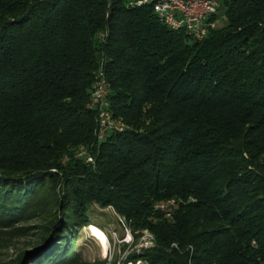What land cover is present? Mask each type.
Segmentation results:
<instances>
[{"label": "trees", "instance_id": "1", "mask_svg": "<svg viewBox=\"0 0 264 264\" xmlns=\"http://www.w3.org/2000/svg\"><path fill=\"white\" fill-rule=\"evenodd\" d=\"M210 19L198 39L153 0H0L1 215L54 189L76 227L94 200L145 219L149 264H264V0H220ZM100 68L126 127L103 140ZM171 198L170 217L153 212ZM55 244L36 264L70 262Z\"/></svg>", "mask_w": 264, "mask_h": 264}, {"label": "rangeland", "instance_id": "2", "mask_svg": "<svg viewBox=\"0 0 264 264\" xmlns=\"http://www.w3.org/2000/svg\"><path fill=\"white\" fill-rule=\"evenodd\" d=\"M218 3L220 5V0ZM114 125L119 129L126 128L121 119L114 118ZM84 150L87 153L81 155ZM75 154L86 164L96 166V158L89 153L87 146L81 145ZM57 189L60 190L59 187ZM54 192V189L41 191L38 202L31 203L24 211L12 212V215L11 212L1 215L4 210L0 211V264H36L37 261L41 263L42 258L49 261V256H57L53 254L55 246H58L55 240L60 237L70 250V262L67 264H149L146 255L154 248L155 241L153 234L141 225L147 222L145 219L143 222L128 220L115 206L94 200L86 210L85 219L89 222L76 227L56 206ZM179 201L178 198L156 201L153 212L166 211V216L170 217ZM57 221L58 226L53 231ZM88 229L96 233L99 241ZM46 238L49 239L44 243ZM39 254L43 257H38ZM25 255L28 256L24 258Z\"/></svg>", "mask_w": 264, "mask_h": 264}, {"label": "built area", "instance_id": "3", "mask_svg": "<svg viewBox=\"0 0 264 264\" xmlns=\"http://www.w3.org/2000/svg\"><path fill=\"white\" fill-rule=\"evenodd\" d=\"M218 2L219 0H153V8L158 18L168 27L183 28L188 34L202 39L208 28L214 27L216 22L212 20L211 26H201V18H211L216 15L219 8ZM188 24H197V31H188ZM92 88L93 103H89L88 107L97 111V137L101 140L112 130L123 129H119L113 121L107 118L105 111L106 76L102 68L95 72ZM83 153L87 152L84 150L81 155Z\"/></svg>", "mask_w": 264, "mask_h": 264}, {"label": "bare ground", "instance_id": "4", "mask_svg": "<svg viewBox=\"0 0 264 264\" xmlns=\"http://www.w3.org/2000/svg\"><path fill=\"white\" fill-rule=\"evenodd\" d=\"M210 18H201V26H211V19L209 20ZM215 26V25H214ZM174 30H183V28H174ZM188 31H197V24H188ZM104 71V69H103ZM104 74L106 76V72L104 71ZM108 82H107V77H106V93H105V111L107 112V118L110 120V121H113L114 122V117H113V114L110 110V101L108 100ZM90 103H93V88L91 89V100H90ZM121 129H124V128H121ZM122 131V130H121ZM113 132V130H112ZM105 137L101 138V140H103ZM164 205V204H162ZM161 207V205H159ZM163 207V206H162ZM91 233V235L93 237H95L98 241V237L96 235V233L91 230V229H88ZM100 243V242H99Z\"/></svg>", "mask_w": 264, "mask_h": 264}]
</instances>
